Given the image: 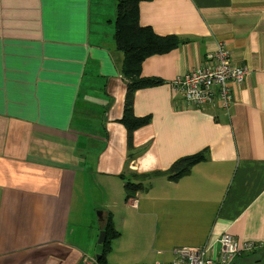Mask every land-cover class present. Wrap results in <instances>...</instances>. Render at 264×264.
<instances>
[{"label":"crops","instance_id":"crops-1","mask_svg":"<svg viewBox=\"0 0 264 264\" xmlns=\"http://www.w3.org/2000/svg\"><path fill=\"white\" fill-rule=\"evenodd\" d=\"M115 6L0 0V264H94L98 210L119 232L111 264L170 263L180 247L211 255L227 233L241 252L233 264H264V0L140 3L141 25L182 42L141 63L160 82L133 92L134 115L149 121L130 153ZM218 41L246 77L225 107L184 104L174 80ZM204 148L177 180L163 172ZM130 171L155 174L125 200Z\"/></svg>","mask_w":264,"mask_h":264},{"label":"trees","instance_id":"trees-1","mask_svg":"<svg viewBox=\"0 0 264 264\" xmlns=\"http://www.w3.org/2000/svg\"><path fill=\"white\" fill-rule=\"evenodd\" d=\"M148 1L150 0H116L115 6L113 38L116 49L123 54L118 68L126 83L122 115L119 122L126 130L128 144L132 142L133 130L149 121V116L137 117L134 115L132 111L133 92L141 86L154 85L160 82L159 79L153 77H142L140 75L141 63L145 58L155 54L166 53L182 42L176 35H160L155 33L150 26L139 23V5L141 2ZM205 157L204 148L192 155L175 159L163 172L169 179L177 180L182 175H185L193 164L202 161ZM130 172L132 177L141 179V181H132L126 177V174H121L120 178L123 179L126 192L125 200L133 198L135 193L142 189L144 179H150V176L155 174V172ZM102 223V230L105 232V239L102 243L103 250L95 259L94 264H111L107 262L105 253L109 249L111 240L117 238L119 232L114 228L110 213L103 218ZM251 249L252 244H249L243 248V251ZM240 253L239 251L236 255H233L230 264L235 262V258Z\"/></svg>","mask_w":264,"mask_h":264},{"label":"built area","instance_id":"built-area-1","mask_svg":"<svg viewBox=\"0 0 264 264\" xmlns=\"http://www.w3.org/2000/svg\"><path fill=\"white\" fill-rule=\"evenodd\" d=\"M246 69L233 63L231 52L223 41H218L215 48L206 54L202 67L178 76L174 80V89L182 92L185 103L201 105L215 97L220 106L225 107L230 99V89L226 81L241 82ZM218 88V95L215 89ZM219 250L205 255V247H180L174 249V259L170 263L153 264H230L233 255L240 251L238 244L230 234H225L214 242Z\"/></svg>","mask_w":264,"mask_h":264},{"label":"rangeland","instance_id":"rangeland-1","mask_svg":"<svg viewBox=\"0 0 264 264\" xmlns=\"http://www.w3.org/2000/svg\"><path fill=\"white\" fill-rule=\"evenodd\" d=\"M224 43V42H223ZM225 44V43H224ZM227 47V46H226ZM215 48V47H214ZM228 49V48H227ZM213 50V49H212ZM212 50H210L209 52H211ZM229 50V49H228ZM230 51V50H229ZM209 52H207V53H209ZM231 52V51H230ZM206 53V54H207ZM206 56V55H205ZM231 57H232V52H231ZM204 60H205V57H204ZM232 60H233V58H232ZM203 65H201V66H198V67H202ZM197 68V67H196ZM195 69V68H194ZM194 69H192V70H194ZM191 70V71H192ZM140 73H141V68H140ZM188 73V72H187ZM186 74V73H185ZM184 75V74H183ZM181 76V75H180ZM246 77V73H245V75L243 76V79H242V81L241 82H236V81H229V80H227L226 81V84H227V86L229 87V89H230V99H229V101L231 100V90H232V88L231 87H233V85H239V84H241L242 82H243V80H244V78ZM218 88L219 87H216V89H215V95H218L219 94V92H218ZM178 92V91H177ZM179 93V92H178ZM180 94V96H182V92L181 93H179ZM124 97H125V94H124ZM182 98H183V96H182ZM213 98H215V97H213ZM216 99V98H215ZM217 100V99H216ZM212 101V100H211ZM183 103L184 104H186V105H190V106H197V105H192V104H187V103H185V101H184V98H183ZM206 103H208V102H206ZM229 103V102H228ZM227 103V104H228ZM205 104V103H204ZM202 105V104H201ZM227 106V105H226ZM121 118V117H120ZM94 133H96V131H94ZM82 140V142H84V139L82 138L81 139ZM131 144H133L132 142H131ZM131 144H128V143H126V149H127V151L130 153L131 151H132V148H133V145L131 146ZM126 177L127 178H129L130 180H132V181H141V179H138V178H134V177H132V173L131 172H127V174H126ZM145 180H147V179H145ZM188 181H189V177H187V184H185V182H176L175 184H178L179 185V187H180V189L181 190H183L184 188H187V191L189 190V184H188ZM123 187H124V184H123ZM101 230H102V228H101Z\"/></svg>","mask_w":264,"mask_h":264},{"label":"water","instance_id":"water-1","mask_svg":"<svg viewBox=\"0 0 264 264\" xmlns=\"http://www.w3.org/2000/svg\"><path fill=\"white\" fill-rule=\"evenodd\" d=\"M97 218L98 220H103L102 217V213L100 210H98L96 212ZM105 239V232L103 230H100L97 236V240H96V245H95V249H94V254H95V258H97L99 256V254L102 252L103 250V241Z\"/></svg>","mask_w":264,"mask_h":264}]
</instances>
